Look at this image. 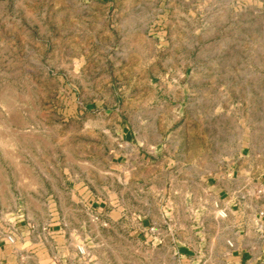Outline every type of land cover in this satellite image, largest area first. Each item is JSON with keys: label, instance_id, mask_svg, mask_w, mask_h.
Masks as SVG:
<instances>
[{"label": "rangeland", "instance_id": "rangeland-1", "mask_svg": "<svg viewBox=\"0 0 264 264\" xmlns=\"http://www.w3.org/2000/svg\"><path fill=\"white\" fill-rule=\"evenodd\" d=\"M154 68L187 79L184 95L171 94L183 111L181 157L201 144L210 160L242 151L264 162V0H0V195H14L30 225L39 228L41 208V222L68 226L69 194L117 190L103 176L101 109L154 103L140 83ZM89 229L60 233L45 264H133V250L145 252Z\"/></svg>", "mask_w": 264, "mask_h": 264}, {"label": "crops", "instance_id": "crops-1", "mask_svg": "<svg viewBox=\"0 0 264 264\" xmlns=\"http://www.w3.org/2000/svg\"><path fill=\"white\" fill-rule=\"evenodd\" d=\"M158 72L154 68L140 82L160 97L154 103L131 97L101 109L107 125L99 143L103 176L117 186L110 197L77 199L72 192L67 210L73 223H43L39 208L37 228L14 195H0V264H45L60 233H87L90 222L123 244L145 249L133 250V264H264V162L249 160L242 151L237 159L210 160L211 151L201 144L192 158L181 157L177 123L183 111L171 94L184 95L187 79ZM219 144L212 149L219 150ZM103 243L100 247L107 248Z\"/></svg>", "mask_w": 264, "mask_h": 264}, {"label": "built area", "instance_id": "built-area-1", "mask_svg": "<svg viewBox=\"0 0 264 264\" xmlns=\"http://www.w3.org/2000/svg\"><path fill=\"white\" fill-rule=\"evenodd\" d=\"M6 240H7V242L10 243V244H12V243L14 242L12 236H7V237H6Z\"/></svg>", "mask_w": 264, "mask_h": 264}]
</instances>
